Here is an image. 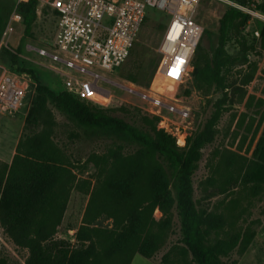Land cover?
Listing matches in <instances>:
<instances>
[{"label":"trees","instance_id":"1","mask_svg":"<svg viewBox=\"0 0 264 264\" xmlns=\"http://www.w3.org/2000/svg\"><path fill=\"white\" fill-rule=\"evenodd\" d=\"M234 1L264 12V0ZM37 5L38 0H23L18 5L24 25L20 40L33 35ZM49 11L58 21V12L50 7L43 15ZM251 16L228 5L219 19L214 45L213 31L205 29L203 38H208L210 47L200 43L197 48L192 60V66L198 69L193 85L204 96L212 92L223 96L200 130L186 137L184 148L166 130L160 113L144 114L138 107L132 112L116 97L112 98L115 107L87 101L68 89L59 73L23 59L19 47L11 49L1 44L0 63L35 84L33 103L15 154L11 162L0 158V226L17 247L28 251L24 263L18 264H132L137 254L153 258L167 244L176 217L181 235L159 264H227L225 258L248 250L256 231L248 226L237 228L241 217L238 212L201 207L195 199L193 178L203 148L216 138L230 95L239 93L240 101L247 95L234 79V65L249 62L240 80L247 86L258 69L257 61H250L249 55L264 54V21L250 34L246 28ZM7 22L0 9V37ZM155 29L162 30L164 25L158 24ZM255 30H259V37ZM230 44L237 48L236 54L229 50ZM162 59H152L151 67L134 63L122 77L149 88ZM254 99L250 96L247 105L251 106ZM258 100L262 106L264 100ZM52 106L82 129L87 138L104 136L112 138L113 143L104 152L90 153L79 162L68 145L60 141ZM118 111L131 115L132 121L116 115ZM246 117L241 116L239 127ZM263 121L264 110L259 126ZM218 156V161L212 163V174L203 183L206 190L215 188L224 193L237 185L246 198L264 191V129L251 158L227 149ZM88 165L94 169L93 178H80L79 172ZM74 190L83 191L89 200L76 231V242L72 243L58 238L57 233ZM237 204L234 200L228 206L233 209ZM157 209L162 213L159 219L154 215ZM105 220L110 223L105 224ZM0 264L13 263L0 253ZM231 264L237 261L231 260Z\"/></svg>","mask_w":264,"mask_h":264},{"label":"rangeland","instance_id":"2","mask_svg":"<svg viewBox=\"0 0 264 264\" xmlns=\"http://www.w3.org/2000/svg\"><path fill=\"white\" fill-rule=\"evenodd\" d=\"M18 0H0V9L4 18L10 17L14 9H18ZM234 1V0H232ZM261 3L262 0H256ZM230 5L224 0H203L199 11L198 19L204 24L205 29L213 31V45L215 44L217 27L219 19L225 12L227 6ZM254 5V4H253ZM17 6V7H16ZM248 8V7H247ZM253 12H259L264 15V12L251 9ZM246 12V11H245ZM250 12V11H249ZM251 14V13H250ZM251 19L246 28L247 32L253 31L258 23L264 17L251 14ZM169 16L156 9H148V18L144 21L142 28L134 42L133 50L127 60L114 71L109 72L102 69H93L94 73L105 77V80L99 82V86L103 89L102 99L100 105L104 107H115L113 97L123 100L124 105L134 112V108L138 107L142 113L152 115L160 113L165 121L166 130L177 138L178 145L182 148L186 145V137L200 130L207 118L213 112L215 103L222 98L221 92H212L209 96H204L193 85V71L192 67L189 75L183 78L175 76H160L157 72L156 77L152 80L149 88L138 85L122 77L123 71H128L132 65H137L142 62L144 65L151 67L154 60L158 56L163 57L160 51V44L163 38L166 24L169 22ZM164 25V29L157 30L156 25ZM24 25L17 24L15 30L2 41L3 35L0 37V47H9L11 49L20 48L23 59L32 63L33 65L42 68L40 64H45L48 69L58 68L62 75L68 74L70 69L65 67L61 62L55 63L53 59L41 56L36 49L46 48L47 51L55 56L63 58L62 54L53 50V39L57 29V19L52 11L47 14L38 16L33 35L21 39ZM4 34V32H3ZM204 36V35H203ZM251 36V35H250ZM203 47H210L208 38H202L200 42ZM29 44V46H27ZM7 45V46H6ZM51 45V46H50ZM27 47V48H26ZM231 53L236 54L237 48L232 44L229 46ZM140 53V57L138 56ZM160 54V55H159ZM250 61H257L258 69L252 82L243 86L240 84L242 75L248 71V63L237 62L233 68L234 79H237L238 85L247 90V95L240 101V94L230 95V100L224 105L221 119L218 123V132L215 140L208 144L202 150V159L199 167L194 174L195 199L199 205L207 209H218L226 213L233 210L241 214L240 220L237 223V228H245L246 226L256 231V236L249 246V255L242 262V257L234 252L230 259L225 258L227 264H231V260H236L237 264H264V191L257 196L246 198L241 195V188L239 186H230L229 190L220 193L215 188H204V181L213 172V166L218 161V154L222 151L232 150L241 155L252 157L253 151L257 142L262 135L264 129V121L259 126L261 114L264 110V104L259 106V100H264V54L258 56L255 53L249 55ZM51 65V66H50ZM6 65L0 63V74L2 68ZM50 66V67H49ZM125 73V72H124ZM77 76L81 77L80 73ZM54 77V76H53ZM250 96H254L251 106L247 105ZM34 94L32 90H28L22 100L21 108L15 113H0V158L11 162L16 145L20 136L23 133L25 117L30 106L33 103ZM107 100V101H106ZM106 101V104L103 102ZM106 105V106H105ZM55 119L58 123L57 133L60 135V141L68 145L70 153L79 162H84L88 155L93 152L102 153L112 143L113 139L104 136H95L87 138L83 135V130L69 120L62 112L52 106ZM116 115L124 116L127 120L132 121V116L124 114L122 111L115 113ZM243 114L247 117L245 122L239 127V119ZM252 119L253 122H252ZM259 126L255 140L252 141L253 133ZM250 127V131L248 128ZM78 132L80 135L75 136L72 133ZM82 165V164H81ZM78 171V170H77ZM94 169L91 165L84 172H79V177L82 179L93 178ZM89 195L81 190H74L72 192L68 207L59 231L58 238L68 239L72 243L76 242V231L82 223L84 212L88 204ZM237 201V205L232 209L228 205L231 201ZM228 208V209H227ZM155 217L159 219L162 213L157 209L154 213ZM105 224H109V220H105ZM179 220L175 218L174 231L170 235L167 244L153 257L146 258L137 254L132 264H159L162 255L167 249L175 243L180 237ZM263 241V243H262ZM261 247V250H258ZM260 251L261 261L252 257L255 252ZM0 253L6 256L10 263L18 264L24 263L28 251L17 247L11 239H9L0 226Z\"/></svg>","mask_w":264,"mask_h":264},{"label":"built area","instance_id":"3","mask_svg":"<svg viewBox=\"0 0 264 264\" xmlns=\"http://www.w3.org/2000/svg\"><path fill=\"white\" fill-rule=\"evenodd\" d=\"M21 1L23 0L17 1V6ZM202 1L38 0V16L47 7L58 12L57 29L53 45L50 46L61 53L63 58L53 55L46 48H37L36 51L70 69L67 75H62L60 69L51 67V70L63 76L68 89L87 101H100L105 89L99 86V82L106 78L94 73L93 69L112 72L127 60L148 16V9L153 8L170 17L160 44L163 59L158 74L162 77L183 78L192 69V60L205 33V26L198 19ZM224 1L238 9L264 17L235 1ZM22 22V14L17 8L14 9L6 24L2 41ZM255 35L260 36L259 30H255ZM174 69L175 75L171 74ZM77 73L82 76H77ZM28 90L35 93V84L30 78L3 67L0 74V113L19 111Z\"/></svg>","mask_w":264,"mask_h":264},{"label":"crops","instance_id":"4","mask_svg":"<svg viewBox=\"0 0 264 264\" xmlns=\"http://www.w3.org/2000/svg\"><path fill=\"white\" fill-rule=\"evenodd\" d=\"M3 160H4V159H3ZM262 243H263V241H262ZM258 250H261V247H260ZM248 252H249V250H248V251L245 253V255L242 257V262L245 260V259H243V258H246V257L249 255ZM252 257H254V259L257 260V262H259V261L262 260V258H261V256H260V251L255 252L254 255H253ZM242 264H243V263H242Z\"/></svg>","mask_w":264,"mask_h":264},{"label":"water","instance_id":"5","mask_svg":"<svg viewBox=\"0 0 264 264\" xmlns=\"http://www.w3.org/2000/svg\"><path fill=\"white\" fill-rule=\"evenodd\" d=\"M198 71V69L196 67H194V71H193V74H196Z\"/></svg>","mask_w":264,"mask_h":264},{"label":"snow or ice","instance_id":"6","mask_svg":"<svg viewBox=\"0 0 264 264\" xmlns=\"http://www.w3.org/2000/svg\"><path fill=\"white\" fill-rule=\"evenodd\" d=\"M181 63H182V61H181ZM175 73H176V70L174 69V70H173V73H171V74L175 75Z\"/></svg>","mask_w":264,"mask_h":264}]
</instances>
